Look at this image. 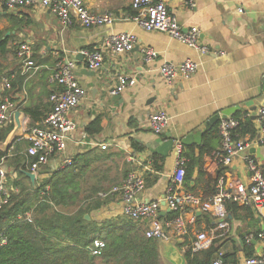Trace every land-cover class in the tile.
Masks as SVG:
<instances>
[{
  "label": "crops",
  "instance_id": "obj_1",
  "mask_svg": "<svg viewBox=\"0 0 264 264\" xmlns=\"http://www.w3.org/2000/svg\"><path fill=\"white\" fill-rule=\"evenodd\" d=\"M84 1L91 13L112 14L115 22L87 29L74 20L63 26L50 10L21 7L9 11L0 0V40L8 41L4 52L0 51V103L9 101L13 106L12 124L15 112L23 113V135L10 147L9 156L18 157L27 152L25 141H29L21 138L32 126L25 110H33L38 119H44L52 107L50 95L64 89L50 82L61 66L73 63L76 68L73 73L87 91L86 98L69 114L76 129L69 135L64 154L53 157L39 171L35 182L20 178L5 162L8 185L10 181L20 180L35 187L38 181L65 168V158L83 155L85 160L78 161L83 191L89 194L94 187L100 194L111 191L136 171L146 181V189L136 197V202L159 201L160 219L166 224L176 215L164 202L177 162L175 145L165 149L172 139L181 141L185 150H192L199 159L191 180L184 181L180 192L208 198L207 193L216 191L221 176L226 177L229 186L238 182L249 186L252 174L248 161L264 163L263 126L259 121V111L264 108V0H194V9L190 8L189 0H164L183 29L197 28L201 32V44L208 49L207 54L166 33L142 29L131 19L136 15L133 0ZM118 33L136 36L137 45L132 52L117 54L108 45L109 37ZM22 44L31 48L34 69L28 70L17 56ZM148 49L158 53L151 63L144 59L143 50ZM93 52H100L104 58L103 66L96 71L89 69L84 54ZM186 61L198 64L196 74L189 80L166 82L160 72L162 65H180ZM9 74H13L11 89L5 88L2 79ZM122 78H127L131 85L112 96L111 91ZM230 110H233L231 114ZM160 112L171 121L166 132L158 136L150 130V116ZM225 116L248 119L257 132L254 137L246 135L241 139L246 149L227 168L218 166L214 160L221 148L219 124ZM97 120H100V133L90 135L88 129ZM189 137L192 139L185 144ZM206 142L209 146L202 153ZM17 143L19 149L13 154ZM131 157L137 158L141 165L133 163ZM154 160L162 166L160 173L154 169ZM1 200L0 194V204ZM230 203L227 205L229 233L225 238H215L212 246L224 251L230 264H242L262 251L257 234L264 230V208ZM84 204L91 210L90 221L94 224L124 217L118 194L106 199L99 208L91 201ZM193 216L195 220L191 221ZM186 220L188 235L174 238L172 243L158 242L163 264H175L176 253L184 260L197 236L200 233L211 236L217 226L215 218L201 212L194 214L188 210ZM138 224L145 234L148 220Z\"/></svg>",
  "mask_w": 264,
  "mask_h": 264
},
{
  "label": "built area",
  "instance_id": "obj_2",
  "mask_svg": "<svg viewBox=\"0 0 264 264\" xmlns=\"http://www.w3.org/2000/svg\"><path fill=\"white\" fill-rule=\"evenodd\" d=\"M3 5L9 11H14L21 7H39L53 12L63 26L78 21L84 28H93L112 25L115 17L112 14L99 16L93 14L85 5L84 0H3ZM136 15L131 19L138 26L148 32H162L171 38L196 49L203 54L208 53V49L201 44V32L197 28L183 29L177 19L170 14L168 5L164 0H133L132 4ZM191 9L196 7L194 0H189ZM108 45L117 54L132 52L137 45V38L130 33H118L109 37ZM88 58L89 69L99 70L104 63L103 55L100 52L84 53ZM146 63H151L158 58V53L153 49L143 50ZM18 57L22 60L26 68L34 69L35 62L32 60L31 48L28 44L20 45ZM198 64L186 61L180 65L165 63L160 68V72L166 82L172 83L177 79L189 80L198 70ZM75 65L68 63L60 67L50 79L53 84H58L64 89L54 92L50 97L53 110L43 122L42 126L29 128L22 138L26 137L31 144L27 149L30 157L36 158L31 166V173L37 174L46 166L49 161L56 156L63 155L69 141V135L76 129V124L69 118L72 110L78 107L87 96L78 83L75 74ZM5 88L11 89V79L4 77ZM131 85L127 78L120 79L119 84L111 91L112 96L121 94ZM13 106L9 101L0 103V129H4L13 122ZM170 117L165 113H155L150 116V130L155 135H163L170 126ZM259 121L262 124V140L264 142V108L259 111ZM239 123L234 118H222L219 124L221 136V148L215 153V163L220 167H229L236 157L246 149V144L242 140H236L233 131ZM177 157L176 169L173 181L168 188L164 198L165 204L170 211L175 213V218L163 224L160 219L161 203H140L136 202V197L146 189L145 178L139 173L132 172L126 181L120 186H114L111 191L100 195L103 199H108L115 194L121 196L123 216L136 222L148 220L149 228L145 236L158 242L169 241L172 238H181L188 235L186 214L188 210L194 214L197 212L211 215L217 220V226L211 236L207 233H200L193 243L192 250L199 253L210 249L215 238H225L230 229L228 221L227 205L236 202L240 205H255L264 208V163L255 160L248 161V168L251 172V183L245 185L236 183L228 185L225 176L218 179L216 193L208 198H202L191 193H182L179 189L184 184L186 176L185 162L183 157L184 147L181 141L174 142ZM130 160L138 165L141 163L137 158ZM4 164V163H3ZM0 166V194L2 197L0 207L8 203L13 192L8 185V170L4 165ZM73 159L65 158L64 166H72ZM195 220V216L191 221ZM257 239L262 245L260 254L246 258L242 264H264V230L257 235ZM252 238L248 239L251 242ZM7 238L0 235V247L7 244ZM106 248V242L97 239L90 247L94 256H100ZM224 252L220 251L211 264H224Z\"/></svg>",
  "mask_w": 264,
  "mask_h": 264
},
{
  "label": "trees",
  "instance_id": "obj_3",
  "mask_svg": "<svg viewBox=\"0 0 264 264\" xmlns=\"http://www.w3.org/2000/svg\"><path fill=\"white\" fill-rule=\"evenodd\" d=\"M7 43L0 40V51L4 52ZM12 76L4 75L3 78H10L12 82ZM52 110L53 105L49 114ZM25 112L30 116L32 127L42 124L49 116L38 119L35 111L26 109ZM234 119L239 123L233 131L236 140L256 135L250 120L239 116ZM13 127L14 124L0 129V143L7 140ZM100 130V120H97L88 133L93 135ZM25 144L27 149L31 146L30 142L25 141ZM205 144L202 153L209 146L207 142ZM19 145L16 144L13 154L17 153ZM9 151L0 149V166L7 162L20 178L30 182L25 173L31 171L36 158L28 156L27 152L10 157ZM183 157L186 160L184 181L188 182L199 159L194 157L192 150L185 148ZM83 158L82 155L73 159L72 166L51 173L47 179L38 181L35 187L22 184L20 180L9 182L13 192L8 203L0 207V235L8 240L5 246L0 247V264H163L158 241L147 238L138 222L124 216L98 225L85 219L91 210L84 203L91 201L99 208L106 201L100 195L107 191L100 194L95 187L89 194L83 191L80 182L82 171L78 164ZM154 169L156 173L162 171L158 160H154ZM215 193L211 191L207 194L211 197ZM230 204L239 205L236 202ZM97 239L106 242L100 256H94L90 251ZM220 251L212 246L206 251L194 253L190 246L184 257L187 264H211ZM223 260L224 264H230L226 255Z\"/></svg>",
  "mask_w": 264,
  "mask_h": 264
},
{
  "label": "water",
  "instance_id": "obj_4",
  "mask_svg": "<svg viewBox=\"0 0 264 264\" xmlns=\"http://www.w3.org/2000/svg\"><path fill=\"white\" fill-rule=\"evenodd\" d=\"M93 73H95V72H93ZM232 112H233V110H230V112H228V113L231 114ZM22 117H23V113L22 112H20V111L15 112V114H14V129L9 134L7 140L4 143H0V149L2 151H4V152L8 151L10 149V147L17 141V139L20 138L23 135ZM223 118L225 119V118H227V116H225ZM209 126H210V124H208V127ZM195 134L197 136H201V132H197L196 131ZM191 139H192V137H189L188 139H186L184 141V143L188 144V141L191 140ZM198 141H200V137H199ZM173 145H174V141L171 139L169 141V145H166L165 149H167L169 146L172 148ZM25 174H26V176L28 178H30L32 180V182H35L36 174H33L31 172H26ZM85 219L89 221L90 220V216L86 215ZM174 241H175V239L172 238V239H170L169 241H166V242L172 243ZM173 261H174L175 264H184V261H185V264H187V262L185 260V257H184V260H183V258L179 257L177 253L173 254Z\"/></svg>",
  "mask_w": 264,
  "mask_h": 264
}]
</instances>
